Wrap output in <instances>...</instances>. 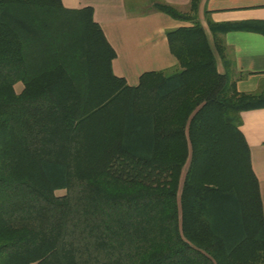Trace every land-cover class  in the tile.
Here are the masks:
<instances>
[{"label": "trees", "instance_id": "16d2710c", "mask_svg": "<svg viewBox=\"0 0 264 264\" xmlns=\"http://www.w3.org/2000/svg\"><path fill=\"white\" fill-rule=\"evenodd\" d=\"M199 1L155 4L192 25L130 85L93 7L0 0V264H264L241 130L264 94L219 71L234 24L212 44Z\"/></svg>", "mask_w": 264, "mask_h": 264}, {"label": "crops", "instance_id": "0c3cea01", "mask_svg": "<svg viewBox=\"0 0 264 264\" xmlns=\"http://www.w3.org/2000/svg\"><path fill=\"white\" fill-rule=\"evenodd\" d=\"M67 8L91 6L94 19L116 50L114 72L130 85L139 83L142 73L178 64L167 31L192 25L155 8L165 2L186 12L191 0H62ZM198 19L213 37L208 20L234 24L223 34L226 59H218V69L236 81L242 92L264 94V0H200ZM241 130L250 147L264 208V106L242 111Z\"/></svg>", "mask_w": 264, "mask_h": 264}, {"label": "rangeland", "instance_id": "374dc122", "mask_svg": "<svg viewBox=\"0 0 264 264\" xmlns=\"http://www.w3.org/2000/svg\"><path fill=\"white\" fill-rule=\"evenodd\" d=\"M209 39H210V41H211V36H210V35H209ZM17 88H18V87H17ZM186 169H187V166L184 168V173H185ZM32 264H35V263H32Z\"/></svg>", "mask_w": 264, "mask_h": 264}]
</instances>
